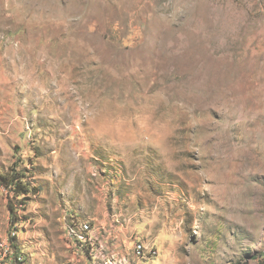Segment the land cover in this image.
<instances>
[{
	"label": "rangeland",
	"instance_id": "1",
	"mask_svg": "<svg viewBox=\"0 0 264 264\" xmlns=\"http://www.w3.org/2000/svg\"><path fill=\"white\" fill-rule=\"evenodd\" d=\"M19 172L23 264H264V0H0ZM13 203L0 182V264Z\"/></svg>",
	"mask_w": 264,
	"mask_h": 264
},
{
	"label": "trees",
	"instance_id": "2",
	"mask_svg": "<svg viewBox=\"0 0 264 264\" xmlns=\"http://www.w3.org/2000/svg\"><path fill=\"white\" fill-rule=\"evenodd\" d=\"M30 176L25 175L24 173H16L14 175L8 176V175H0V182L1 184L8 189L9 194H10V198L11 201L13 200L15 203H13L12 207H16L15 210V218L12 220V227L14 228V232L11 235L10 238V250L9 253L7 254L12 256V262L13 260H15V264H23L24 263V256L22 255V252H20V247H19V238L17 237V233H18V229L17 226L19 223L22 222V220H27V217H23L20 214V208H22V210L25 212V207L27 206L26 200H29V196H33V195H37L38 194V188L36 189L34 186L31 185V183H29L28 178ZM26 199V200H25ZM16 201H18L19 204H21V206H19L18 204H16ZM87 253L89 254L88 249ZM261 253V252H260ZM258 254L260 256H256L254 257L255 259L259 258V257H264V254ZM6 257V256H5ZM14 264V263H12Z\"/></svg>",
	"mask_w": 264,
	"mask_h": 264
},
{
	"label": "built area",
	"instance_id": "3",
	"mask_svg": "<svg viewBox=\"0 0 264 264\" xmlns=\"http://www.w3.org/2000/svg\"><path fill=\"white\" fill-rule=\"evenodd\" d=\"M92 228L90 226V224L88 222H83V223H78L77 225H75V227H73L71 229L72 233L80 238V239H83L84 238V234H87L89 235L90 233H92ZM91 239V238H90ZM143 245L142 244H139L138 245V248H139V252L141 253V251H143ZM88 251H89V258L92 259L93 261V264H96L95 263V258H97V256L95 255V253H93L95 251V248L93 247V245H91L89 248H88ZM8 252V250L6 251V253ZM6 253L4 255H6ZM103 264H115L113 261H112V258L111 257H108L106 259V261L103 263ZM118 264V263H117Z\"/></svg>",
	"mask_w": 264,
	"mask_h": 264
}]
</instances>
